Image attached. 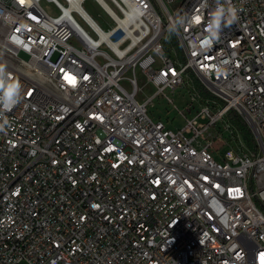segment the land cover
<instances>
[{"label": "built area", "instance_id": "1", "mask_svg": "<svg viewBox=\"0 0 264 264\" xmlns=\"http://www.w3.org/2000/svg\"><path fill=\"white\" fill-rule=\"evenodd\" d=\"M85 1L0 0V264H264V0L207 50L216 0Z\"/></svg>", "mask_w": 264, "mask_h": 264}, {"label": "clouds", "instance_id": "2", "mask_svg": "<svg viewBox=\"0 0 264 264\" xmlns=\"http://www.w3.org/2000/svg\"><path fill=\"white\" fill-rule=\"evenodd\" d=\"M225 4L228 6L225 7ZM207 6V0H203L201 7ZM237 20V10L231 5V0H216V7L210 14V19L207 26V36L204 40L203 50L211 48L219 39V34L222 27H230ZM178 24H183V19L178 21ZM175 27L173 31H175ZM7 77L5 69L0 66V117L6 111H11L22 98V88L19 82L5 83ZM4 123H7L5 120ZM4 125L0 124V131Z\"/></svg>", "mask_w": 264, "mask_h": 264}, {"label": "rangeland", "instance_id": "3", "mask_svg": "<svg viewBox=\"0 0 264 264\" xmlns=\"http://www.w3.org/2000/svg\"><path fill=\"white\" fill-rule=\"evenodd\" d=\"M45 7L48 10H52V4L50 3H44ZM85 7L87 10L94 15L98 20L102 22H106L108 20V15L103 10V8L99 5V3L96 0H86L85 1ZM20 57L28 60L29 55L25 52H21ZM140 82L143 85L146 81L144 76L139 72ZM144 90L141 92V96H145L146 93L152 94L154 92V89L149 84H146L144 87ZM188 88L187 86H181L179 90L175 93H170L172 97L176 100L179 106L183 107L184 104L189 100L190 96L187 94ZM151 113L155 116L162 115L163 118L166 120V116L169 115L173 121H169L167 124L170 128L177 129L178 127H181L184 124V118L177 114L176 111L173 109H170L168 107V104L162 100L160 97H156L155 102L153 105H150ZM239 130V127H237ZM240 131V130H239ZM221 146L219 142H216V147ZM225 148L223 147L220 152H223ZM217 159H220V154L216 152Z\"/></svg>", "mask_w": 264, "mask_h": 264}, {"label": "trees", "instance_id": "4", "mask_svg": "<svg viewBox=\"0 0 264 264\" xmlns=\"http://www.w3.org/2000/svg\"><path fill=\"white\" fill-rule=\"evenodd\" d=\"M194 83L195 86L201 90V92L203 93V95H210V93H208V91H206L204 89V86L202 84V82L198 79V78H194ZM232 121L235 123V125L237 127H239V130L241 132V134L244 136V138L246 139V142L248 143V145L253 146L256 144V139H255V135L254 132L252 130L251 127H249L240 116H238L237 114H235L234 118L232 119Z\"/></svg>", "mask_w": 264, "mask_h": 264}, {"label": "snow or ice", "instance_id": "5", "mask_svg": "<svg viewBox=\"0 0 264 264\" xmlns=\"http://www.w3.org/2000/svg\"><path fill=\"white\" fill-rule=\"evenodd\" d=\"M20 3L23 4L24 0H20ZM197 21L199 20V17L196 18ZM85 79H87V77H85ZM70 83H72L73 85L76 83L75 78H69ZM262 261H264V256H262Z\"/></svg>", "mask_w": 264, "mask_h": 264}]
</instances>
